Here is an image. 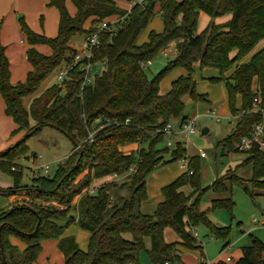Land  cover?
<instances>
[{"label":"trees","instance_id":"1","mask_svg":"<svg viewBox=\"0 0 264 264\" xmlns=\"http://www.w3.org/2000/svg\"><path fill=\"white\" fill-rule=\"evenodd\" d=\"M71 2L76 8L73 16L68 13L65 0H47L48 5L59 12L58 31L53 38L32 31L23 18H19L21 31L30 46L27 58L33 67L24 83L9 82V63L0 44V94L5 113L17 126L13 133L25 130L19 140L0 151V172L13 179L12 186L0 187V194L21 197L10 206L0 208V264H33L41 251V242L46 239L57 240V247L64 256L62 264H140L139 252L145 249L144 238L150 241L146 252L153 264H171L181 261L180 244L198 249L203 256L202 245L192 234L200 224L223 241V250L229 244V227L214 225L208 212L221 208L231 210L234 201L231 196L213 198L204 210L199 201L207 190L219 194L230 192L233 183L242 185L250 195L254 194V189L264 190V149L252 146L240 151L235 147L240 138L250 134L253 124L264 120V46L248 61L238 63L264 38V0H143L134 3L129 11L118 7L115 0ZM199 11L211 18L231 13V18L223 24L210 21L198 33ZM155 12L161 14L162 31L151 30L146 42L136 44L137 35ZM112 15H119L121 19L115 23L112 35L105 31L99 33L93 60L103 61L104 69L93 83L83 85V73L74 67L68 81L47 87L26 109L23 97L34 93L55 68L70 60L74 52L68 46L71 37L95 31L97 23ZM89 19L91 23L85 28ZM172 42H175L176 56L148 78L142 63L150 61ZM39 43L48 45L51 55H43L33 47ZM232 50H236V54L231 57ZM196 61L200 68L213 67L218 71V75L209 80L224 83L229 111L237 116L231 133L218 144L223 151L244 153L245 158L203 188L199 156H189L186 170L161 188L163 200L154 212L142 213L139 207L147 199L148 175L161 164L186 157L181 142H177L172 151L168 147L159 148L165 136L156 129L163 128L171 119H178L179 125L186 121L183 96L188 95L194 101L205 99L196 91L191 75L192 63ZM176 67L184 68L187 73L174 79L167 93L160 94V81ZM229 71L230 74L225 75ZM237 95L239 106H236ZM96 118L119 123L97 130L89 142L85 139L94 128ZM126 119L128 123L124 122ZM47 126L67 136L72 150L58 163L52 176L34 175L28 184H21L23 166L18 161L28 155V139ZM130 143H139L140 147L124 153L120 147ZM76 145L79 147L74 150ZM162 153L169 157L159 164ZM132 165L135 171L125 183L107 182L99 185L94 193H81L92 177L124 175ZM247 165L252 172L251 190L237 175V171ZM83 172L82 179L75 182ZM123 186H127L129 194L121 197L118 204L110 199L111 192ZM182 186H189L191 193L179 190ZM78 194L74 207L77 218L70 216L65 225L59 224L57 220L67 216L70 203ZM48 202L64 207L60 209ZM72 222L89 232L86 250L79 248L73 236H62L65 227ZM165 227L171 228L181 241L166 242ZM124 233L130 238H125ZM11 237L24 243L23 250L19 251L11 243ZM200 263H204L202 258ZM211 264L225 262L218 260ZM236 264H264V241L251 236V243L241 247Z\"/></svg>","mask_w":264,"mask_h":264},{"label":"rangeland","instance_id":"2","mask_svg":"<svg viewBox=\"0 0 264 264\" xmlns=\"http://www.w3.org/2000/svg\"><path fill=\"white\" fill-rule=\"evenodd\" d=\"M129 1L131 2L134 0ZM129 1L120 0L119 4L123 8H127ZM161 24V14L160 12H155L153 19L138 34V36L143 35V33L148 34L150 30H155V28L160 27ZM206 24L207 23L205 21L202 22V19L198 18L196 31L198 33L201 32L205 28ZM81 41L82 35L80 34L74 35L71 38L72 44L79 45ZM175 56V42H172L168 45L166 53H163L161 50L150 60V63L145 62L143 65V70L147 77L152 78L165 66L168 60L174 58ZM196 62L192 63L191 75L195 81L196 91L203 95L205 99L194 101L188 95L182 97V101L184 103L183 113L187 116V119H190L194 122V132L188 135H173L171 140L175 142L176 140L181 139L186 148L185 155H199L200 153L204 154V157H199L200 185L204 188L211 185V183L216 178L226 174L229 169H234L245 158V154L240 151H223L221 146L218 144L219 141L231 133L235 126L237 116H231L229 111L224 83L222 81L211 82L209 80V78L217 75V70L213 67L200 68L199 63L196 64ZM58 67L55 68L44 81L41 82L40 86L34 93L23 97L22 101L25 107L28 108L30 100L34 96L40 94L47 87L54 84L60 85L56 78ZM95 68L98 69L100 73L104 66L98 64L95 65ZM186 73L187 71L181 67H176L169 71L159 83V93H167L171 88L172 81L178 76L184 75ZM239 105L240 97L237 95L236 106ZM169 123L171 124L173 130L178 129V119H171ZM203 128H207L208 132L202 133ZM130 144H127L129 146L123 150L124 152L135 151L140 147L139 143H136V145ZM27 145L29 148V158H23L20 161V163L24 166L20 179L21 184H28L30 182V166L32 164L31 158L34 156L36 157L35 164L37 161L42 164H48L49 170L47 171V174L41 175L52 176L55 173L58 163L63 160L72 150L71 140L63 133L52 127L44 128L41 132H39V134L30 137L27 141ZM174 145L175 144L169 147V151H172ZM158 147H166V141L164 140L161 142ZM39 155H42L41 160L37 158ZM168 157L169 156L167 153H162V160L159 164L163 163V161ZM181 163L182 162L180 160H177L164 165L161 164L148 175L146 178V184L151 196L149 197L147 205L157 202L153 194L155 192L159 193L160 190H157V188H160V186L170 182L177 176L179 172H181ZM84 174L85 172L81 173L76 178L75 182L80 181ZM237 175L246 182V185L251 190L249 179L252 176V172L250 165L240 168L237 171ZM7 181L13 184V179L11 176L0 172V186H6ZM101 182V178L92 177L90 187L94 188ZM96 189L97 187L95 188V191ZM183 189L185 192H190L189 186H184ZM84 190L81 193L86 192L88 188L86 187ZM253 193L254 194L250 195L243 189L242 185L237 183H233L230 186V192L225 194L214 193L211 190L205 191L199 201L200 208L203 210L209 207L210 201L213 198L231 196L232 200L234 201V206L231 210L221 208L208 212V218L214 225L218 227H229V244L223 250H221L223 241L214 237L213 233L204 224H200L192 230V234H194L197 243L202 245L203 256L198 249L188 248L180 244L179 252L183 258L181 261H175L171 264H201V258L205 263L210 264L214 260H221L225 262L226 256L232 257V261L225 262V264H233V262L237 261L240 257L241 247L251 243V236L264 241V190L254 189ZM128 194L129 190L127 186H124L121 189L114 188L111 192L113 201L118 204L121 203V197H126ZM79 196L80 195H76L74 199L79 198ZM20 199L21 197H19L17 200ZM77 201L75 204L72 202L70 203V209L67 213V216L57 220L59 224L65 225L70 216L76 219V210L74 207L76 206ZM74 227H76L77 231H79L80 235L83 237L81 238L80 235L79 237H76L75 235L69 234L67 236H73L79 248L86 250L89 240V232L86 229L80 227L76 222L69 223L65 229L66 231L71 229L73 230ZM171 231L173 230L171 229ZM123 236L127 239L130 237L128 233H124ZM15 240V245L19 251H21V246L23 245L24 247V243L18 238H15ZM49 241L54 240L49 239ZM177 241H179L178 236ZM146 249H148V247L142 249L139 252V262L140 264H153L149 259ZM63 261L64 257L58 250L55 243L53 249H51V247L48 245H45L41 249L35 260V264H62Z\"/></svg>","mask_w":264,"mask_h":264},{"label":"crops","instance_id":"3","mask_svg":"<svg viewBox=\"0 0 264 264\" xmlns=\"http://www.w3.org/2000/svg\"><path fill=\"white\" fill-rule=\"evenodd\" d=\"M119 1L120 0H115L117 6L122 8V9H124V10H126V11H129L130 8L133 5V1L130 2L128 0L129 2L127 4L128 5L127 8H123L122 6H120ZM65 5H66L68 13L71 16H73L75 14L76 8L73 5V3L71 2V0H65ZM156 9L158 10V7ZM20 17L23 18L25 23L28 25V27L32 31H34L36 33L43 34V35H45L46 37H49V38H53V37H55L57 35V31H58L59 12L54 6L48 5L47 0H0V44L4 48V53H5L6 57H7L8 63H9V72H10L9 82L11 84H13V85L14 84H18V83H24L26 81L27 74L30 71L33 70V67L31 65V63L29 62V60L27 58V54H26V51H27V49L30 46L27 43V40H26V37H25L24 33L21 31L20 24H19V18ZM198 18H201L202 22L205 21L207 24L210 21H213L215 24H223V23H226L231 18V13H225V14H223L221 16H216V17L211 18L205 12L199 11ZM105 19L107 21L111 22V23H114L117 20L121 19V17L119 15H112V16H109V17H107ZM90 23H91L90 19L87 20L85 22V24H84V27L88 28ZM207 24H206V26H207ZM162 29H163V23L160 25V27L155 28V30H153V31L161 32ZM148 34L143 33V35H139L141 37H139L137 35L138 37H136L137 39H135V43L140 45V44L146 42L147 38H148ZM80 35H82V34H80ZM84 35L85 34L82 35V40H83V36ZM68 46L73 48L74 50H76V49H79L80 44L79 45L78 44H72L71 43V39H70V41L68 42ZM263 46H264V38L262 40H260L256 44V46L253 48V50L250 51L249 54H247L238 63L248 61L249 58L251 57V55L255 51H257L258 49H261ZM33 47L38 52H40L43 55H51V53H52L51 48L48 45H46V44H41V43L34 44ZM166 51H167V48L162 50L163 53H166ZM235 54H236V50H232L231 53H230V56L232 57ZM149 63H150V61H149ZM197 63H199V62H196V64ZM230 72L231 71H229L225 75L230 74ZM217 75H218V71H217ZM217 75H214V76H217ZM252 88L253 89L256 88V82L255 81H253ZM34 97H36V96H34ZM32 99L30 100V103H31ZM22 103H23V101H22ZM30 103H29V105H30ZM25 108L28 109L29 106H28V108L27 107H25ZM233 117H235V116H233ZM30 124L31 125L33 124L32 120H30ZM16 127L17 126L14 123V121L12 120V118L5 113V103H4V100H3V98H2V96L0 94V151L5 149L9 145L15 143L17 140H19L24 135V133H25L24 129L18 130L15 133H13V131L16 129ZM47 127H44V128H47ZM44 128H42L41 131ZM207 132H208V129H207ZM177 135L179 136L181 134H175L174 136H177ZM177 142L183 143L181 141V139H178V140H176L173 143L176 144ZM130 145H136V143L130 144ZM128 146L129 145L121 146L120 149L123 151ZM124 153H129V152H124ZM189 156H192V155H186V158L188 159ZM197 156L204 157V156H201L200 154L197 155ZM26 158H29V152H28V155H27ZM35 158H36L35 156L33 158H31L32 164L30 166V170H31L30 178L32 176H34L37 167L39 165H43L39 161H37V163L35 164ZM37 158H39L41 160L42 159V155H39ZM20 161H21V159L18 161L19 164H21ZM23 168H24V166H23ZM180 169H181L180 170L181 172H179L177 174V176L180 175L182 172H184L186 170V166H184L181 163L180 164ZM48 170H49V165H48ZM41 174H47V172L44 173L43 171H41L39 175H41ZM99 178L102 179V182L99 185H101L103 183H107V182H116L117 184H122V183H125L129 179V175L128 174L127 175L126 174H124V175L108 174V175L101 176ZM91 180H92V178H91ZM168 183H166V184H168ZM6 184H7L6 186H0V187L1 188H7V187L12 186L11 182H9V181H7ZM166 184H164V185H166ZM164 185L160 186V188H157V190L158 189L160 190L159 193L155 192L153 194V196L155 197L157 202L153 203L151 205H147L149 197L151 196V194L148 191V187H147V184H146L147 199L142 201L140 203V207H139V209H140V211L142 213L151 214V213L154 212L157 204L163 200V195L161 193V188ZM98 186H96V187H98ZM96 187L91 188L90 184H89V186L87 187L88 190H86V191L89 192V193H94ZM183 187L184 186H182L179 190H181L185 194H190L191 193V191H192L191 188H190V192H185ZM78 195H80V194H78ZM161 196H162V198H161ZM19 197L20 196H18V195H11V196L1 195L0 196V208L10 206L14 201L19 199ZM73 199H72L71 202L73 204H75L78 198L74 199V200ZM111 200L113 201V197L112 196H111ZM193 200H194V197L191 199L190 202H192ZM49 203L55 205L56 207H58L60 209L64 207L62 204H59L57 202H48V204ZM145 209H147V210H145ZM76 218H77V211H76ZM71 230H67L66 231V229H65L62 236H67L69 234V235H75L76 237H79L80 233H79V231H77L76 227H74V229L72 231ZM80 237L82 238L83 236L80 235ZM163 237H164V240L166 242H180L181 241L179 237H178L179 241H177L176 233L171 231V228H169V227H165L164 228ZM16 240H15V237H11L10 238L11 243L14 244V245L16 244ZM53 240L54 241H49V239L43 240L41 242V249L45 245H48L49 247H51V249H53V246H54L55 243H56V246H57V240H55V239H53ZM144 246H145V248L148 247V249H149L150 241H149L148 238H144ZM23 248L24 247L22 245L21 246V250H23ZM178 249H179V246H178ZM179 256H180V260H182L183 257L181 256L180 252H179ZM231 261H232V257H229V256L225 257V262H231ZM214 262H216V260H214L212 263H214ZM33 264H35V262ZM233 264H236V261H234Z\"/></svg>","mask_w":264,"mask_h":264},{"label":"built area","instance_id":"4","mask_svg":"<svg viewBox=\"0 0 264 264\" xmlns=\"http://www.w3.org/2000/svg\"><path fill=\"white\" fill-rule=\"evenodd\" d=\"M143 0H134V3H142ZM120 20V19H119ZM118 21V20H117ZM116 21V22H117ZM111 23L107 21L106 19H103L96 25L95 31L85 34L83 36V40L80 43L79 49L74 50V52L71 54V58L67 62H63L57 70L56 78L59 82V84H62L70 79V70L74 67H77L80 72L83 73V85H91L94 81V78L99 75V70L95 68V65L101 64L104 66L103 61H95L93 60V50L98 47L99 45V33L102 31L109 32V34H113L115 30V23ZM113 27H112V26ZM146 63H149L147 61ZM145 63H142V66ZM104 69V68H103ZM257 99H254V102H256ZM256 109V108H255ZM128 119H126L124 122L128 123ZM119 122L116 120H109L105 119L102 120L100 118H96L94 121V128L91 132L88 133L85 140H88L91 142L93 140L94 133L106 127L110 124H118ZM157 132H163L165 136L166 141V147H171L174 143L171 140V137L175 134H182V135H188L190 133L194 132V122L190 119H186V121L179 125L177 130H173L170 123H167L163 128H157ZM252 146H257L259 149H264V120L262 122H258L253 124L251 132L248 136L240 138L236 144L235 147L240 151H247ZM79 145L75 146V149H77ZM201 156H204L203 153H200ZM184 166L187 165L188 159L186 157L179 159ZM48 170V164L39 165L36 169V172L34 175H39L41 171L46 173ZM135 171V165H132L128 171V175L130 173H133ZM111 199V197H110ZM203 264H210V263H203Z\"/></svg>","mask_w":264,"mask_h":264},{"label":"water","instance_id":"5","mask_svg":"<svg viewBox=\"0 0 264 264\" xmlns=\"http://www.w3.org/2000/svg\"><path fill=\"white\" fill-rule=\"evenodd\" d=\"M206 132H207V128H203L202 133H206Z\"/></svg>","mask_w":264,"mask_h":264}]
</instances>
